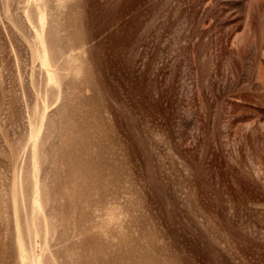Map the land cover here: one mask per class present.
<instances>
[{
	"label": "rangeland",
	"instance_id": "374dc122",
	"mask_svg": "<svg viewBox=\"0 0 264 264\" xmlns=\"http://www.w3.org/2000/svg\"><path fill=\"white\" fill-rule=\"evenodd\" d=\"M31 253L264 264V0H0V264Z\"/></svg>",
	"mask_w": 264,
	"mask_h": 264
},
{
	"label": "bare ground",
	"instance_id": "6f19581e",
	"mask_svg": "<svg viewBox=\"0 0 264 264\" xmlns=\"http://www.w3.org/2000/svg\"><path fill=\"white\" fill-rule=\"evenodd\" d=\"M41 20H42V22H44V20H45V18H44V15H41ZM44 24V23H43ZM44 26V25H43ZM43 30V29H42ZM41 31V30H40ZM45 34V33H44ZM38 36V35H37ZM40 38H41V41H43L44 42V40H45V38H44V36H43V33H41L40 34V36H39ZM46 37V36H45ZM37 38V37H36ZM46 39H47V37H46ZM36 42H37V40L35 39V43H34V45H39V44H36ZM42 42V43H43ZM41 44V43H40ZM44 44V43H43ZM45 45V44H44ZM52 46L51 47H48V48H46L45 49V51L44 50H40L39 52H38V56H40L41 58H42V60H43V63L45 64V65H51V62L53 61V58H55V57H57V51H56V48H55V46L53 45V44H51ZM47 47V46H46ZM39 48H41V47H39ZM32 49V48H31ZM38 49V48H37ZM34 50V49H33ZM33 50H32V52H33ZM35 52V51H34ZM60 54H63V52L62 53H60ZM58 56H59V54H58ZM68 59H65L66 61L68 60L69 62L71 61V60H77V58L76 57H72V56H69L68 55ZM56 60H58L59 61V59H57L56 58ZM55 60V61H56ZM63 60V59H62ZM55 64L56 62H52V64ZM76 63L77 62H75L74 63V66H72L71 68H70V70H69V73H72V74H75V72H77L78 70H79V66H77L76 65ZM51 66H53V65H51ZM71 66V65H70ZM69 66V67H70ZM43 67H44V65H43ZM44 68H47V67H44ZM48 71V70H47ZM46 71V72H47ZM49 73V72H48ZM47 73V74H48ZM54 73H56V75L58 74L57 72H50V76H54L55 74ZM50 78V77H49ZM45 112V111H44ZM40 113V112H39ZM41 113H43V112H41ZM40 113V114H41ZM46 113V112H45ZM31 115H33L32 113H31ZM30 115V116H31ZM45 115H47V114H41V115H38L39 116V118H38V120L40 121H44V119H47V117H45ZM29 116V117H30ZM41 116V117H40ZM33 117V116H32ZM43 118V119H42ZM31 118H29V121H30V123H32V121L30 120ZM33 119V118H32ZM36 121H37V119H36ZM38 121V122H39ZM41 121L39 122L40 123V125L37 127V126H35V128H33L34 130L32 131V133H31V136L35 139L36 137H38L39 138V134L40 133H42L43 132V130L41 131V129H42V123L44 124L45 123V121L44 122H42L41 123ZM39 123H37V125L39 124ZM33 124H36V123H32V127H33ZM46 124V123H45ZM45 124L43 125V127L45 126ZM31 125V124H30ZM39 135V136H38ZM39 141V140H38ZM34 144L35 145H33V146H37L38 147V145L40 144H38L37 145V142H36V140L34 141ZM37 147H36V149H37ZM35 159H37V166H36V169L37 170H39V166H38V156H36V158ZM35 162V161H34ZM36 163V162H35ZM38 172V171H37ZM45 182L42 180V179H40L39 177H38V175L35 177V179H34V181H33V191L34 192H32L31 191V193H35L34 194V196H35V202H33L34 201V198H32L33 200H31L30 202L32 203V204H34L35 203V205L34 206H32V207H35V209L33 208V211L34 210H38V212L39 213H41V212H47V211H43V210H45V209H43L41 212L39 211V209H42V207L43 208H45L44 207V202H45V199H46V197H44V201H42L41 199L43 198V196H44V194H43V196H41L40 195V193H42L44 190H43V184H44ZM42 191V192H41ZM46 193V192H45ZM16 195V194H15ZM41 196V198H39L38 196ZM46 195V194H45ZM47 196V195H46ZM30 203V204H31ZM31 204V205H32ZM31 207V208H32ZM37 212V211H36ZM42 214H44V213H42ZM44 215H47V213H45ZM42 218V217H41ZM47 218V217H46ZM45 218V222H46V220L48 221L49 219H46ZM43 219H44V217H43ZM42 220V219H41ZM36 223V222H35ZM48 224V227H49V222L47 223ZM35 229V228H34ZM37 229V228H36ZM30 230V229H29ZM37 231V230H36ZM39 231V230H38ZM38 233V232H37ZM25 247V246H24ZM31 248V247H30ZM21 249H22V247H21ZM29 249H27L26 248V251H28ZM30 251H31V249H30ZM29 251V252H30ZM43 252V251H42ZM46 252V251H45ZM38 253V252H37ZM32 254V253H31ZM43 254V253H42ZM48 254V253H47ZM56 254H58V253H56ZM55 254V255H56ZM26 255V254H25ZM46 255V254H45ZM51 255V254H50ZM53 255H54V252H53ZM24 256V255H23ZM31 257H32V260L34 261V264H45L44 262H43V260L44 259H42L41 257H38V255H34V253L31 255ZM50 257H52V256H50ZM43 258H44V256H43ZM45 259H46V257H45ZM52 259V258H51ZM55 259V258H54ZM57 259V258H56ZM47 260H48V258H47ZM21 264V263H20Z\"/></svg>",
	"mask_w": 264,
	"mask_h": 264
}]
</instances>
